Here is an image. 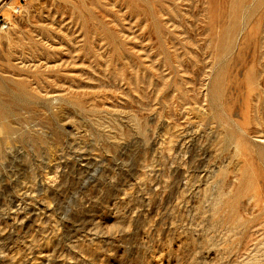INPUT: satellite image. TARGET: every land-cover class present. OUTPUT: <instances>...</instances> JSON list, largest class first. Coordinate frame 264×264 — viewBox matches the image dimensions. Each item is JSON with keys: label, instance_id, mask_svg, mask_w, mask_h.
I'll return each mask as SVG.
<instances>
[{"label": "rangeland", "instance_id": "rangeland-1", "mask_svg": "<svg viewBox=\"0 0 264 264\" xmlns=\"http://www.w3.org/2000/svg\"><path fill=\"white\" fill-rule=\"evenodd\" d=\"M0 110V264H264V0H0Z\"/></svg>", "mask_w": 264, "mask_h": 264}, {"label": "bare ground", "instance_id": "bare-ground-1", "mask_svg": "<svg viewBox=\"0 0 264 264\" xmlns=\"http://www.w3.org/2000/svg\"><path fill=\"white\" fill-rule=\"evenodd\" d=\"M223 26V25H222ZM225 26V25H224ZM221 30H222V28H221ZM230 34V33H229ZM1 111V110H0ZM1 118H3V112L1 111L0 112V120H1Z\"/></svg>", "mask_w": 264, "mask_h": 264}]
</instances>
